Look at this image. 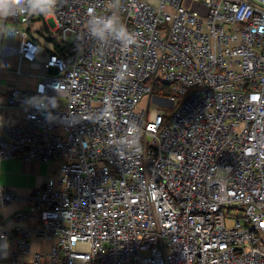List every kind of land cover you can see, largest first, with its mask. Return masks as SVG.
I'll use <instances>...</instances> for the list:
<instances>
[{
    "label": "built area",
    "instance_id": "built-area-1",
    "mask_svg": "<svg viewBox=\"0 0 264 264\" xmlns=\"http://www.w3.org/2000/svg\"><path fill=\"white\" fill-rule=\"evenodd\" d=\"M0 48V160L58 161L0 264H264V0H0Z\"/></svg>",
    "mask_w": 264,
    "mask_h": 264
},
{
    "label": "crops",
    "instance_id": "crops-1",
    "mask_svg": "<svg viewBox=\"0 0 264 264\" xmlns=\"http://www.w3.org/2000/svg\"><path fill=\"white\" fill-rule=\"evenodd\" d=\"M17 65V58L14 55L5 56L0 48V93L4 94L12 87H31L35 80L25 74L17 75L14 71ZM24 109L20 107L3 106L0 108V124L22 123ZM58 161L55 160L47 164L39 160L24 159L19 157H9L0 160V183L9 185L17 195L26 197L33 189L40 186L46 175L56 172ZM28 201H14L5 206L0 211V223L7 228H13L15 221L11 219L12 213L20 207H28ZM32 223V222H26ZM5 244V240L0 237V246ZM3 264H10L5 261Z\"/></svg>",
    "mask_w": 264,
    "mask_h": 264
},
{
    "label": "rangeland",
    "instance_id": "rangeland-1",
    "mask_svg": "<svg viewBox=\"0 0 264 264\" xmlns=\"http://www.w3.org/2000/svg\"><path fill=\"white\" fill-rule=\"evenodd\" d=\"M47 22L49 24L50 28H54L56 26V22L54 17L50 16L49 18H47ZM40 28V22H37L33 29L36 30V34H34L35 38H37L42 45H44L45 47L49 48V49H54V42L51 39H48V31L46 30H40V32H37V30ZM72 38V36L70 37V39ZM146 101H143V103H145ZM161 108H164V106H162Z\"/></svg>",
    "mask_w": 264,
    "mask_h": 264
},
{
    "label": "trees",
    "instance_id": "trees-1",
    "mask_svg": "<svg viewBox=\"0 0 264 264\" xmlns=\"http://www.w3.org/2000/svg\"><path fill=\"white\" fill-rule=\"evenodd\" d=\"M169 86L168 85H165V86H163V88L161 87V93H163V94H165V93H168L169 91ZM159 91V89H156V91L155 92H158ZM160 92V91H159Z\"/></svg>",
    "mask_w": 264,
    "mask_h": 264
}]
</instances>
